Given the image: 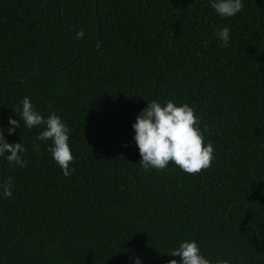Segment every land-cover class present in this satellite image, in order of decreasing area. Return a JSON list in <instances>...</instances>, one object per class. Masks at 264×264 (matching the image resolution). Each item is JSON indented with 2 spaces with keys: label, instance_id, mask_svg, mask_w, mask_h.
Wrapping results in <instances>:
<instances>
[{
  "label": "trees",
  "instance_id": "trees-1",
  "mask_svg": "<svg viewBox=\"0 0 264 264\" xmlns=\"http://www.w3.org/2000/svg\"><path fill=\"white\" fill-rule=\"evenodd\" d=\"M242 2L223 18L212 0H0V126L27 162L0 157V264H168L193 239L213 264H264V0ZM26 96L69 126L70 176L16 111ZM168 99L209 126L199 174L140 165L133 124Z\"/></svg>",
  "mask_w": 264,
  "mask_h": 264
},
{
  "label": "clouds",
  "instance_id": "clouds-1",
  "mask_svg": "<svg viewBox=\"0 0 264 264\" xmlns=\"http://www.w3.org/2000/svg\"><path fill=\"white\" fill-rule=\"evenodd\" d=\"M212 9L223 17H233L244 8L242 0H212ZM230 28L224 27L215 33L222 41V47H228L231 40ZM84 31L77 33L76 38L82 39ZM206 46V45H205ZM22 108L16 111L28 129L42 127L43 130L36 137V141H51L48 151L53 160L62 169L65 177L75 171L70 169L74 156L70 148V128L62 118L52 111L47 117L36 109L29 97L20 101ZM51 108L52 105L50 104ZM13 127L8 129L9 134L20 127V120L9 121ZM201 117L197 115L196 108L187 103L177 105L171 99L164 103L152 100L147 103L137 116L133 124L135 130L134 139L139 148L142 161L140 165L145 172L155 169L157 172L165 170L170 163H174L187 174L195 175L209 169L216 159L215 147L211 141L205 142V133L208 127H200ZM210 135V132H208ZM127 146V145H125ZM33 150L39 151V143L33 142ZM7 151L11 155H5ZM26 149L23 143H8L4 129L0 126V157H6L7 161L21 168L27 167V162L22 153ZM13 180L7 178L0 180V196L10 198L12 196ZM170 256L181 257L180 261L172 259L168 264H213L201 254V248L196 240H185L179 246L170 251ZM135 264H142L139 257ZM215 264H230L227 259H217Z\"/></svg>",
  "mask_w": 264,
  "mask_h": 264
},
{
  "label": "water",
  "instance_id": "water-1",
  "mask_svg": "<svg viewBox=\"0 0 264 264\" xmlns=\"http://www.w3.org/2000/svg\"><path fill=\"white\" fill-rule=\"evenodd\" d=\"M97 12V11H96ZM99 41H100V37H99ZM74 61V60H73ZM71 65V63L69 64V65H67V66H65V67H62L61 69H59L57 72H60V71H62V70H64L66 67H69ZM57 72H54L53 74H55V73H57ZM47 75H51V74H45V75H43V76H47ZM38 77H42V76H38ZM26 80H28V79H24V80H22V81H26Z\"/></svg>",
  "mask_w": 264,
  "mask_h": 264
}]
</instances>
